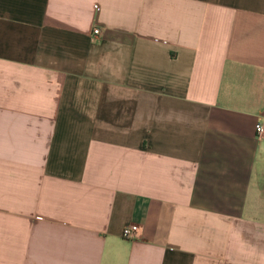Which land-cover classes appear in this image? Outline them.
<instances>
[{"label":"crops","instance_id":"crops-1","mask_svg":"<svg viewBox=\"0 0 264 264\" xmlns=\"http://www.w3.org/2000/svg\"><path fill=\"white\" fill-rule=\"evenodd\" d=\"M258 123L264 0H0V264H264Z\"/></svg>","mask_w":264,"mask_h":264},{"label":"built area","instance_id":"built-area-1","mask_svg":"<svg viewBox=\"0 0 264 264\" xmlns=\"http://www.w3.org/2000/svg\"><path fill=\"white\" fill-rule=\"evenodd\" d=\"M94 34H99V29L98 28H94L93 30ZM256 130H257V135L259 138H263L264 137V126L260 123H258L256 125ZM140 227L138 225H131V226H127L125 228H123L122 230V237L125 239H134L137 237V234L139 232Z\"/></svg>","mask_w":264,"mask_h":264}]
</instances>
